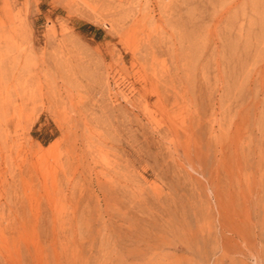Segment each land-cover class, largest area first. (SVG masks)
Wrapping results in <instances>:
<instances>
[{
	"label": "rangeland",
	"instance_id": "obj_1",
	"mask_svg": "<svg viewBox=\"0 0 264 264\" xmlns=\"http://www.w3.org/2000/svg\"><path fill=\"white\" fill-rule=\"evenodd\" d=\"M263 204L264 0H0V264H264Z\"/></svg>",
	"mask_w": 264,
	"mask_h": 264
},
{
	"label": "bare ground",
	"instance_id": "obj_2",
	"mask_svg": "<svg viewBox=\"0 0 264 264\" xmlns=\"http://www.w3.org/2000/svg\"><path fill=\"white\" fill-rule=\"evenodd\" d=\"M258 206H260L261 207V205H259L258 204ZM262 210H263V221H264V204L262 205ZM257 211V210H256ZM263 224H264V222H263ZM264 229V228H263ZM260 235H264V230L263 231H261L260 232ZM260 235H259V237H260ZM261 242V241H260ZM264 246V245H263ZM261 248V247H260ZM258 250H260V249H258ZM257 251V250H256ZM254 254V253H253ZM260 254V253H259ZM261 255V254H260ZM258 258V257H257ZM233 262V261H232ZM234 263V262H233Z\"/></svg>",
	"mask_w": 264,
	"mask_h": 264
},
{
	"label": "trees",
	"instance_id": "obj_3",
	"mask_svg": "<svg viewBox=\"0 0 264 264\" xmlns=\"http://www.w3.org/2000/svg\"><path fill=\"white\" fill-rule=\"evenodd\" d=\"M90 27H92V26H90Z\"/></svg>",
	"mask_w": 264,
	"mask_h": 264
}]
</instances>
